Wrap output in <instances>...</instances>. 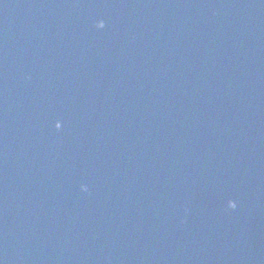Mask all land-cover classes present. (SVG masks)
Masks as SVG:
<instances>
[{"label":"water","instance_id":"obj_1","mask_svg":"<svg viewBox=\"0 0 264 264\" xmlns=\"http://www.w3.org/2000/svg\"><path fill=\"white\" fill-rule=\"evenodd\" d=\"M0 264H264V0H0Z\"/></svg>","mask_w":264,"mask_h":264}]
</instances>
